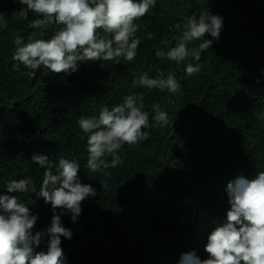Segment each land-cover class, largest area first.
Instances as JSON below:
<instances>
[{
	"label": "trees",
	"instance_id": "trees-1",
	"mask_svg": "<svg viewBox=\"0 0 264 264\" xmlns=\"http://www.w3.org/2000/svg\"><path fill=\"white\" fill-rule=\"evenodd\" d=\"M22 7L0 0L7 21L0 27V195H17L38 216L34 232L45 230L51 205L31 193H8L6 185L30 178L39 191L47 169L32 156L47 155L54 173L63 156L79 163L80 181L97 191L82 202L78 222L70 213L61 217L73 232L71 240L61 237L64 264H179L191 251L207 259V237L230 208L227 184L264 171V0H157L136 21L141 43L133 61L87 62L76 73L48 76L13 61L14 41L26 43L33 33L48 39L60 26L46 21L32 29L34 14L28 20L13 15ZM201 10L223 18L219 40L198 62L191 53L180 63L158 58L156 50L175 46L185 18ZM188 63L201 71L188 76ZM145 72L154 79L174 74L180 89L134 87ZM141 92L150 123L154 104L170 123L146 129L148 140L125 144L117 167L92 173L79 119ZM35 251L47 252V243Z\"/></svg>",
	"mask_w": 264,
	"mask_h": 264
},
{
	"label": "clouds",
	"instance_id": "clouds-1",
	"mask_svg": "<svg viewBox=\"0 0 264 264\" xmlns=\"http://www.w3.org/2000/svg\"><path fill=\"white\" fill-rule=\"evenodd\" d=\"M23 5L13 13L19 19H32L30 27L39 29L46 21L60 26L48 39L36 38L35 33L14 41L16 47L13 61L19 62L33 72L70 75L76 73L81 64L96 61L121 59L133 61L141 40L136 36L139 26L136 21L145 17L154 8L157 0H18ZM223 18L201 10L199 15L185 18L184 28L175 46L167 50H156V56L169 61L184 62L191 57L200 61L201 54L219 40ZM0 27H7L0 13ZM210 35L213 39H205ZM151 33L148 39H152ZM201 41L198 48L189 43ZM199 64L188 63V76L199 73ZM259 82V81H258ZM134 87L168 90L176 93L180 89L174 74L166 78H150L148 73L133 81ZM144 94H128L121 103L102 106L98 116L81 117L79 128L87 135V168L92 173L115 168L121 163L117 154L127 145L148 140L146 129L165 127L170 123L168 113L159 104L152 105V123L149 114L143 111ZM106 157H111V163ZM32 161L47 170L43 173L40 189L30 178L10 180L8 193L34 194L51 205L54 215L48 228L35 231L38 216L33 215L26 203L17 195H0V264H64L66 257L61 247V237L71 240L73 232L63 226L61 217L71 214V221L78 222L82 214L81 204L97 196L91 184H83L79 178L77 161L61 156L55 173L47 155L36 154ZM102 189L107 185L101 182ZM229 210L226 221L214 228L207 237L204 251L207 259H201L195 251L183 253L179 264H264V171L249 179L243 175L227 184ZM59 210V211H57ZM47 252H36L43 243Z\"/></svg>",
	"mask_w": 264,
	"mask_h": 264
}]
</instances>
